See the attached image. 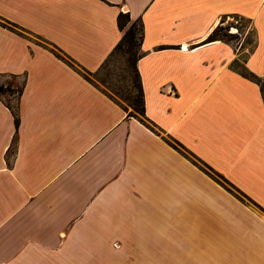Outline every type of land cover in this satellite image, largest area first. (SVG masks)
I'll list each match as a JSON object with an SVG mask.
<instances>
[{"label":"crops","instance_id":"1","mask_svg":"<svg viewBox=\"0 0 264 264\" xmlns=\"http://www.w3.org/2000/svg\"><path fill=\"white\" fill-rule=\"evenodd\" d=\"M120 14L150 127L92 78ZM228 16L262 78L264 0H0V86L21 88L0 96V264H264V102L240 45L209 40Z\"/></svg>","mask_w":264,"mask_h":264},{"label":"rangeland","instance_id":"2","mask_svg":"<svg viewBox=\"0 0 264 264\" xmlns=\"http://www.w3.org/2000/svg\"><path fill=\"white\" fill-rule=\"evenodd\" d=\"M0 24L6 27H11L6 22L0 19ZM220 26L225 30L220 32L221 37L225 42L233 46L240 45L239 62L232 68L239 72L245 70L244 62L249 52L255 45V34L252 29V24L240 17L228 16L220 21ZM12 28V27H11ZM15 29V28H12ZM235 30V32L232 31ZM124 33H127L125 40L118 46L111 55L105 60L98 72L92 78L106 90H109L113 95L120 99L128 109L130 115L143 120V117L134 111L133 106L139 105V83L136 73V60L139 56L140 42V25L138 21L126 24ZM32 40H34L32 38ZM57 53V52H56ZM59 54V53H58ZM61 55V54H59ZM66 61V58L63 57ZM70 63V62H69ZM12 87L0 86V96L11 108L16 107L15 99L17 92L21 90L18 81L8 79ZM14 84V85H13ZM16 84V85H15ZM146 125H148L145 122ZM149 126V125H148ZM215 181L229 189L227 182L217 175L212 176Z\"/></svg>","mask_w":264,"mask_h":264},{"label":"trees","instance_id":"3","mask_svg":"<svg viewBox=\"0 0 264 264\" xmlns=\"http://www.w3.org/2000/svg\"><path fill=\"white\" fill-rule=\"evenodd\" d=\"M117 21H118L119 29L120 30H123L125 28V25L129 22V19H128L127 16L125 17L122 14H120L118 16ZM223 30H225V29L222 28V27H218L217 29H215L212 32V34L210 35L209 40L210 41L211 40H219V39L220 40H223L221 38L223 36L220 35V32L223 31ZM232 31L235 32L234 29H232ZM126 35H127V33H124L123 38H122L121 42L117 45V47L120 46V44L123 42V40H125ZM236 63H237V61L233 62L232 63V67L235 66ZM237 72H239V71H237ZM136 73H137V70H136ZM239 73L242 76H244L245 78L249 79L250 81L256 83L259 86L260 92L262 94L263 102H264V76L262 78L257 77L256 75L252 74L251 72L247 71L246 69L244 71H242V72H239ZM137 78H138V83H139V76H138V74H137ZM1 88H3V87H1ZM138 92H139V97H138L139 105H138V107L137 106H133V109H134L135 112H137L138 114H140L143 117V120H146V118L144 116V111H143L142 91H141L140 83H139V91ZM20 93H21V90H19L17 92V96L20 95ZM129 116H132V115H129ZM14 117H15V124H16V126H18L17 116L14 115ZM140 122L143 123L144 125H146L145 124L146 121L144 122V121L140 120ZM146 126H148V125H146ZM148 127H150V126H148Z\"/></svg>","mask_w":264,"mask_h":264}]
</instances>
